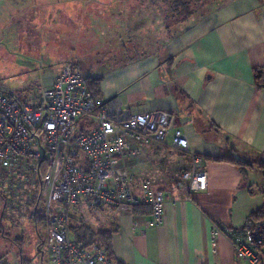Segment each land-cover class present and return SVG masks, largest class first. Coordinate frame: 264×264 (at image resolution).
Masks as SVG:
<instances>
[{"label":"crops","instance_id":"1","mask_svg":"<svg viewBox=\"0 0 264 264\" xmlns=\"http://www.w3.org/2000/svg\"><path fill=\"white\" fill-rule=\"evenodd\" d=\"M137 1L0 0V51L8 50V33L14 29L29 34L17 46L34 56L42 43L36 34H56L62 23L63 28L98 35L94 48H111L109 43L120 44L124 33L131 32ZM57 13L61 21L56 23ZM96 75L102 77L103 99L120 96L134 104L137 113L169 112L173 127L182 128L193 151L205 158L209 175L207 190L190 197L175 192L178 201L167 203L166 220L159 226L152 223L150 207L128 214L105 208L99 221L112 233L116 262L244 264L223 230L232 233L264 205L262 172L249 167L245 178L236 164L217 158L264 162V0H223L176 35L162 55L102 68ZM55 78L47 77L46 86ZM173 153L182 156L174 157L173 163V169L181 170L180 178L191 168V158L172 150L169 143L156 144L126 164L143 168L142 161L170 158ZM151 182L163 190L173 187L168 188L167 181ZM40 252L44 256V250ZM4 261L0 256V264ZM30 261L36 264L37 258Z\"/></svg>","mask_w":264,"mask_h":264},{"label":"built area","instance_id":"2","mask_svg":"<svg viewBox=\"0 0 264 264\" xmlns=\"http://www.w3.org/2000/svg\"><path fill=\"white\" fill-rule=\"evenodd\" d=\"M133 107L120 96L94 97L85 74L72 63L63 65L38 98L0 87V190L12 209L26 207L36 196L40 204L46 196L44 243L51 264H117L98 243L76 240L70 228L73 212L92 226L107 207L128 214L148 205L152 223L159 226L167 203L178 201L175 192L190 197L208 189L205 158L193 151L182 128L173 127V116L165 110L137 113ZM165 143L188 155L191 168L170 189L145 180L139 192L127 160ZM119 160L122 167L116 166ZM42 167L46 173L39 185ZM213 231H220L216 224ZM223 232L241 262L264 264V235L251 220Z\"/></svg>","mask_w":264,"mask_h":264},{"label":"rangeland","instance_id":"3","mask_svg":"<svg viewBox=\"0 0 264 264\" xmlns=\"http://www.w3.org/2000/svg\"><path fill=\"white\" fill-rule=\"evenodd\" d=\"M222 1L191 0V9L194 15L185 23L175 26L176 22H172V17L168 19L169 16H172V12H170L171 1L158 0L151 2L138 0L135 7L138 11V17H132L133 27L131 32L124 33L123 36L125 39L132 37L133 41L136 42L135 44L140 46L142 50L130 51L127 59H124L126 56L114 59L115 55L120 51L94 48V46L98 45L96 42L98 35L78 33L75 30L76 28H72V26L63 28L64 23L58 24L56 34L52 33L48 36L42 34V32L36 34L42 39L41 49L39 51L36 49L34 56H32V51H29V49L22 50L17 46L19 41L24 36L29 37V34L19 33L20 31L12 29L8 33V50L0 51V87L36 98L45 88L47 77H57L62 66L68 62L81 64L87 78L89 73L96 75L98 70L102 68H114L125 62V60L135 59V57L142 55L144 52L162 55L171 37V32H176L192 25L203 14L212 12ZM58 17L59 13L55 17L56 23L61 21L60 18L58 20ZM69 29L71 31L67 32ZM135 44L130 47H135ZM50 84L51 82L47 86ZM172 155L170 158L160 156L155 161L151 159L142 161V158H138L143 162V168L132 166L134 162L131 161L133 163H131L132 165L128 163V170L139 182H143L146 179L153 182L155 180L159 183L167 181V187H172L179 180V172L181 171L173 169L174 157H182L177 153ZM142 162L138 164L140 165ZM116 166L122 167L123 163H116ZM259 180V187L264 190V172L261 173ZM139 188L140 186H137L136 183V189L139 190ZM2 193L3 191L0 190L1 258L6 263L10 261L8 264H21L23 260H25V264H31L30 260L36 257V264H48L49 252L44 243L48 222L47 216H45V221L37 229L36 222L31 217V212L22 204H17L14 209L8 204L7 208H5L7 200L4 199ZM45 201L46 196L43 197L39 204L40 211H42ZM30 209L33 210V207ZM95 217L94 224L90 226L96 232L104 231L101 221H99L100 217ZM40 248L44 250V256H42Z\"/></svg>","mask_w":264,"mask_h":264},{"label":"trees","instance_id":"4","mask_svg":"<svg viewBox=\"0 0 264 264\" xmlns=\"http://www.w3.org/2000/svg\"><path fill=\"white\" fill-rule=\"evenodd\" d=\"M148 1L153 2V1H158V0H148ZM169 1H171L170 12H172V14H171L172 16H169L168 19L170 17H172V22H176L175 26L179 25L180 23H185L186 21L190 20V18L194 15V12L191 9V4H192L191 0H169ZM137 3H138V1L136 2V4ZM207 14H203L199 18H201ZM173 16H175V17H173ZM170 30L172 31V29H170ZM183 30H184V28L181 30H177L176 32H171L172 34H171L170 39L167 42V45L176 35H178ZM135 43L136 42L133 41L132 37H129L128 39H125L122 42H120V44L109 43V46H111V48H108L105 50L120 51L117 53V55H115L114 59L122 58L125 56L126 57L124 59H127L129 54H130L129 53L130 51L142 50V49H140V46H138ZM132 44H135V47L131 48L130 46H132ZM152 54H154V53L147 54L146 52H144L142 55H140V56L138 55L137 57H135V59L131 58L132 60H125V62H123L122 64H120L118 66L126 65V64L135 62L137 60H140V59L145 58V57L152 55ZM68 63H72V65L75 68L81 70L84 73V70H83L81 64H79L77 62L76 63L75 62L74 63L68 62ZM118 66H116V67H118ZM107 68H109V67H107ZM110 69H112V68H110ZM257 76H258V78H260L259 74ZM261 79H262V74H261ZM101 81H102L101 76H97V75H94L92 73H89L87 78H86V83H87V85H88V87H89V89L92 92L94 97H100V83H101ZM17 94L21 97H30V96H27L25 94H19V93H17ZM39 96H36V98H38ZM217 160H229L232 163L236 164L241 169V171L243 172L245 178L247 177V169L249 167H251V168L257 167L259 170H261V172H264V162L263 161H261V162L260 161L251 162V161H246V160H243V161L240 160L239 161V160H236L233 158H228V159L227 158H217ZM45 173H46V169L44 167H42V169L39 173V176H38L39 185H40L41 181L43 180ZM251 192L253 193L254 191L251 190ZM262 192L264 193V190H262ZM37 198L38 197L36 196V199H34L33 201H30V203L26 206V208L28 209V211L31 212V216H33V219L35 220L36 225H37V229H38L39 225L45 221V216L43 215V212L39 210V207H38L39 201ZM4 199H6L5 196H4ZM31 207H33V210L30 209ZM140 207L149 208L150 206L139 205L135 208V210L140 208ZM35 209H36V211H35ZM150 209H151V207H150ZM248 220H251L255 224L256 230H258L259 233L264 235V205L261 207V209L254 212L253 214H251V216L249 217ZM239 227H242V225ZM239 227H237V228H239ZM70 228H71V230H72L73 234L75 235V238L78 242L86 243L87 245L93 244V243H98L100 246H102L103 248L106 249L108 256L111 259L115 260V258L113 257L112 233H111V231H109V230L98 231V232L94 231L93 228L91 226L87 225L86 223H84L82 218L75 212H73L71 217H70ZM115 262H116V260H115ZM3 264H7V263L4 261ZM23 264H25V260H23Z\"/></svg>","mask_w":264,"mask_h":264},{"label":"flooded vegetation","instance_id":"5","mask_svg":"<svg viewBox=\"0 0 264 264\" xmlns=\"http://www.w3.org/2000/svg\"><path fill=\"white\" fill-rule=\"evenodd\" d=\"M5 208H7V204L5 203ZM35 211H36V209H35ZM32 218H33V216H31ZM2 218V217H1Z\"/></svg>","mask_w":264,"mask_h":264}]
</instances>
